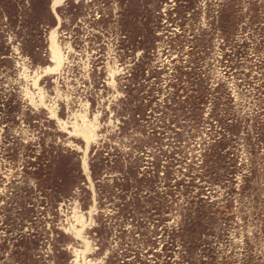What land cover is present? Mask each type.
Listing matches in <instances>:
<instances>
[{"label": "rangeland", "instance_id": "1", "mask_svg": "<svg viewBox=\"0 0 264 264\" xmlns=\"http://www.w3.org/2000/svg\"><path fill=\"white\" fill-rule=\"evenodd\" d=\"M53 1L0 0V264H264V0Z\"/></svg>", "mask_w": 264, "mask_h": 264}, {"label": "bare ground", "instance_id": "2", "mask_svg": "<svg viewBox=\"0 0 264 264\" xmlns=\"http://www.w3.org/2000/svg\"><path fill=\"white\" fill-rule=\"evenodd\" d=\"M62 0H54L52 2V10L55 11V7L61 2ZM54 33L51 34L50 40H51V59L55 62V67L51 68V67H46L44 68V72H49L51 70L57 69L60 65L61 62V55L60 52L55 44V37L53 35ZM37 75V74H36ZM78 129V128H77ZM82 129V128H81ZM80 129V130H81ZM79 131V130H78ZM81 135L84 137V139L86 140V144L89 145L90 141L94 138L93 134H92V130L90 128H88L87 126L81 130ZM82 166L84 171H87V161L84 159L82 162ZM77 234H80V230L77 231Z\"/></svg>", "mask_w": 264, "mask_h": 264}]
</instances>
